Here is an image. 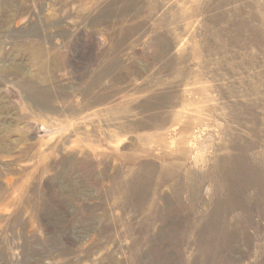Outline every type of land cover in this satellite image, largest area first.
I'll use <instances>...</instances> for the list:
<instances>
[{
    "label": "rangeland",
    "instance_id": "374dc122",
    "mask_svg": "<svg viewBox=\"0 0 264 264\" xmlns=\"http://www.w3.org/2000/svg\"><path fill=\"white\" fill-rule=\"evenodd\" d=\"M0 264H264V0H0Z\"/></svg>",
    "mask_w": 264,
    "mask_h": 264
}]
</instances>
